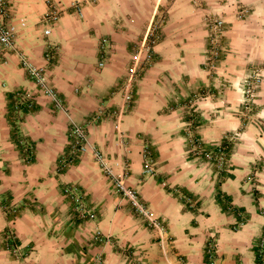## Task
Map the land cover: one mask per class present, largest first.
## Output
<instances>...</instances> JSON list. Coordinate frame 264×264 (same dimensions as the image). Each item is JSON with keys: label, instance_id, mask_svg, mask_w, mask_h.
I'll return each instance as SVG.
<instances>
[{"label": "crops", "instance_id": "obj_1", "mask_svg": "<svg viewBox=\"0 0 264 264\" xmlns=\"http://www.w3.org/2000/svg\"><path fill=\"white\" fill-rule=\"evenodd\" d=\"M73 1L0 0V9L7 11V24L25 18L18 49L45 67L71 118L80 123L99 108L112 113L121 107V84L144 27L164 18L152 60L119 123L104 117L87 125L89 140L111 158L114 172L127 163L126 185L163 225L164 249L157 231L101 172L91 149L60 168L69 120L39 92L18 55L8 52L0 63V264H264L257 253L264 237V0H92L82 4L81 15L71 9ZM52 5L64 10L45 36L42 18ZM242 5L250 14L238 18ZM206 14L225 21L215 73L204 67ZM102 37L109 44L100 67ZM47 43L58 47L50 63ZM253 67L261 68L262 79L246 113L242 90ZM16 90L33 95L32 107L18 116L12 106ZM197 95L193 133L204 148L237 133L222 171L195 157L185 136L191 109L186 103ZM19 138L30 146L29 160ZM145 148L153 174L143 169ZM66 185L85 195L94 219L77 218L63 193ZM241 217L244 224L234 229ZM97 230L108 243L93 241ZM6 231L16 237L18 258L6 247ZM211 238L213 262L206 253Z\"/></svg>", "mask_w": 264, "mask_h": 264}, {"label": "built area", "instance_id": "obj_2", "mask_svg": "<svg viewBox=\"0 0 264 264\" xmlns=\"http://www.w3.org/2000/svg\"><path fill=\"white\" fill-rule=\"evenodd\" d=\"M86 1L92 0H74L70 7L74 9L78 14H82L81 6ZM64 8L60 5H52L50 9L43 16L42 20L46 27L43 30L45 36L50 35L52 27L58 21ZM238 18H245L250 14V9L244 5L240 6L236 10ZM7 17V11L5 8L0 9V63L5 60V55L8 52H14L18 55L19 64L25 71L28 77L36 84L39 92L48 97L53 105V109L63 112L69 120V144L67 153L61 160L62 165L60 168L66 167L73 163L80 155H83L88 149H91L94 160L97 162L101 172L109 180L110 184L119 191L125 198L129 200L134 211L144 217L147 222L157 231L160 238V244L164 249V227L157 220L152 212H150L138 199L135 191L127 187L126 177L128 174V165L124 162L120 172L116 173L110 166L111 158L103 151L98 149L91 143L88 137L87 125L89 123H96L104 117H115L119 123L122 115L127 111L130 100L132 98L133 89L135 83L141 78L148 63L152 60V50L154 45L160 39L159 29L164 20L162 16L152 20L148 25L144 27V32L139 42L137 43L132 60L130 62L125 79L121 84L122 92V104L116 112H108L103 108H99L85 123H80L73 120L70 116L69 108L64 104L62 98L58 95L54 86L50 83L45 67L35 65L27 54L18 49L17 35L21 29L27 26V22L24 17H19L17 24H7L5 18ZM204 22L208 31L207 48L205 51L204 67L210 72L215 73L217 67V61L220 58L223 49V27L224 19L222 17H215L209 14L204 16ZM109 44L108 37H102L100 39L99 46V61L98 65L102 67L105 63V55L107 53V46ZM58 51V47L55 44L47 43V51L45 53V59L47 63L53 62V59ZM261 68L253 67L251 73L244 80L242 90V107L244 112L248 113L252 110L255 100V94L258 85L261 82ZM200 95H197L186 103L189 108H193L195 103L200 99ZM33 95L29 91L16 90L12 96V106L14 114L17 116L22 112L24 107H32ZM189 109L186 113L188 120L185 127V136L188 143L192 145V153L195 157L202 158L214 164L216 169L222 171L227 161L228 145L231 141H234L237 137V133L227 134L223 137L222 141L218 142L213 149L204 148L201 141L194 135L193 129L197 123V115L194 110ZM117 123V127H118ZM18 143L22 147V151L26 154L27 160L30 159L28 150L29 144L23 139L19 138ZM143 169L147 174L155 173L154 162L151 158V152L145 148L142 154ZM161 184L165 186L166 181L162 180ZM64 195L69 199L73 205V210L80 220L94 219L96 213L85 201L84 194L74 185H66L63 187ZM190 207L194 206L193 200L184 194H179ZM6 208V207H5ZM244 224V218L241 217L239 221L234 225V229L241 227ZM94 242L108 243V236L103 235L100 231H96L92 235ZM6 247L9 252L16 258L21 256V251L16 243V237L11 231L5 233ZM206 253L213 262L216 254V241L210 239L206 245ZM257 253L260 258L264 257V237H262L257 246Z\"/></svg>", "mask_w": 264, "mask_h": 264}]
</instances>
